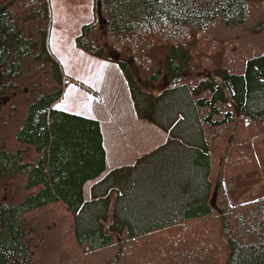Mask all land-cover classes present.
I'll use <instances>...</instances> for the list:
<instances>
[{
  "label": "trees",
  "instance_id": "16d2710c",
  "mask_svg": "<svg viewBox=\"0 0 264 264\" xmlns=\"http://www.w3.org/2000/svg\"><path fill=\"white\" fill-rule=\"evenodd\" d=\"M48 24L47 0H0V264H264V195L231 204L224 187L259 167L264 0L93 1L75 47L117 65L138 118L207 155L202 180L158 197L84 199L106 168L103 137L97 120L52 106L63 76ZM187 92L203 138L163 121L168 97Z\"/></svg>",
  "mask_w": 264,
  "mask_h": 264
},
{
  "label": "rangeland",
  "instance_id": "374dc122",
  "mask_svg": "<svg viewBox=\"0 0 264 264\" xmlns=\"http://www.w3.org/2000/svg\"><path fill=\"white\" fill-rule=\"evenodd\" d=\"M93 1L47 0V47L63 76L62 96L55 108L99 122L106 172L111 173L116 164L132 161L128 167L109 176L104 186L96 189L95 197L104 195L111 188H117L121 193L144 192L158 197L161 195L159 190L164 187L202 180L206 167L202 157L198 156L201 152L168 136L152 122L138 118L127 82L117 65L75 47L74 39L81 26L93 19ZM164 84L162 78L156 91ZM170 97L166 102L164 123L175 132L203 138V128L197 113L192 112L195 107L189 93L188 97L182 93ZM183 111L186 113L184 118ZM256 153L264 167V147ZM137 154L141 157L136 158ZM262 176L264 181V171Z\"/></svg>",
  "mask_w": 264,
  "mask_h": 264
},
{
  "label": "crops",
  "instance_id": "0c3cea01",
  "mask_svg": "<svg viewBox=\"0 0 264 264\" xmlns=\"http://www.w3.org/2000/svg\"><path fill=\"white\" fill-rule=\"evenodd\" d=\"M48 50H49V48H48ZM184 89L186 90V88H184ZM172 91H175V90H172ZM175 94H174V96H176L178 93L176 95ZM57 102L58 101H56L52 106L55 107ZM188 112H187V114H189ZM192 112L195 114L196 110L194 108H192ZM185 116H186V113L183 112L182 118H184ZM263 144H264V136L253 139V148H254V152H255L257 162L259 165V167L256 170L249 171L247 173L228 178L224 181V187H225V190L227 193V197H228L229 202L231 204L244 203L250 199H253V198L258 197L260 195H264V188L262 186V185H264L263 176H262L263 171H264V167L260 163L259 158H258L257 153H256L257 150H259L261 147H264V146H262ZM104 150H105V148H104ZM198 156L202 157L203 160L205 158L207 159V155H205V154L201 153V154H198ZM203 156H204V158H203ZM139 157H141V155L137 154L136 158H139ZM131 163H132V161L129 163L123 162V163L116 164L113 166V170L111 171V173L106 172V168H105V170L97 178L87 181L83 186L84 199L89 200V199L96 198L95 197L96 196L95 195L96 189L99 188V186H102L105 182H107L109 176L119 172L121 169H123L125 167H128ZM106 193H108V191Z\"/></svg>",
  "mask_w": 264,
  "mask_h": 264
},
{
  "label": "water",
  "instance_id": "95a60500",
  "mask_svg": "<svg viewBox=\"0 0 264 264\" xmlns=\"http://www.w3.org/2000/svg\"><path fill=\"white\" fill-rule=\"evenodd\" d=\"M215 200H216V193L214 192V194L212 196V199H211V205H212L213 208L217 209Z\"/></svg>",
  "mask_w": 264,
  "mask_h": 264
}]
</instances>
